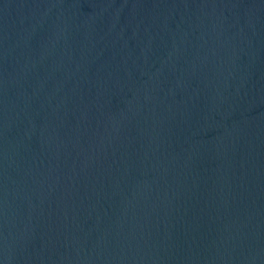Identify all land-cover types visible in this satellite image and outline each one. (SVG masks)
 Masks as SVG:
<instances>
[{
    "label": "water",
    "instance_id": "95a60500",
    "mask_svg": "<svg viewBox=\"0 0 264 264\" xmlns=\"http://www.w3.org/2000/svg\"><path fill=\"white\" fill-rule=\"evenodd\" d=\"M0 264H264V0H0Z\"/></svg>",
    "mask_w": 264,
    "mask_h": 264
}]
</instances>
